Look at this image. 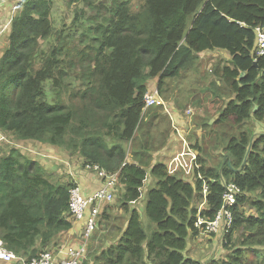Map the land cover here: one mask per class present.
<instances>
[{
    "label": "trees",
    "instance_id": "trees-1",
    "mask_svg": "<svg viewBox=\"0 0 264 264\" xmlns=\"http://www.w3.org/2000/svg\"><path fill=\"white\" fill-rule=\"evenodd\" d=\"M66 1L68 6H83L76 7L72 34L64 28L54 31L52 0H20L3 25L7 44L0 56V133L17 140L0 148L3 247L31 258L72 225L68 197L74 184L55 179L36 157L24 153L25 142H37L45 150V144L78 148L83 165L119 172L123 191L118 202L126 218L113 217L114 223L121 220L116 242L97 252L88 248L89 264H202L187 256L188 238L201 233L195 226L197 216L215 217L229 183L239 192L231 207L232 225L221 241L226 253L210 256L204 264L247 263V250L264 247V132L253 139L241 132L227 140L223 133L219 148L226 153L225 162L215 160L216 168L204 164L205 152L197 149L199 166L191 180L169 173L167 162L151 164L150 175L157 182L144 204L156 225L150 234L136 206L147 179L143 155L150 145L146 138L142 152L128 146L141 123L150 126L148 119L153 118L145 119V93L154 87L160 92L167 79L180 77L200 53L215 49L230 55V65L215 73L232 93L220 96L219 104L225 106L215 123L264 120V53L257 54L255 32L257 26L264 28V0H142L137 11L131 0H111L108 6L97 0ZM87 9L93 13L86 16ZM83 43L88 45L80 48ZM76 80L84 85L79 108L72 99L69 105L61 98L67 90L69 97L77 94L71 87ZM208 84L220 82L213 76ZM48 85L53 102L45 99ZM93 111L104 115V128L87 130ZM129 149L137 163L127 162ZM26 151L42 155L32 148ZM198 200L204 202L200 208ZM245 202L255 212L245 211ZM108 209L102 214L107 221Z\"/></svg>",
    "mask_w": 264,
    "mask_h": 264
},
{
    "label": "rangeland",
    "instance_id": "rangeland-1",
    "mask_svg": "<svg viewBox=\"0 0 264 264\" xmlns=\"http://www.w3.org/2000/svg\"><path fill=\"white\" fill-rule=\"evenodd\" d=\"M108 6L109 2L111 0H97V2H102ZM12 2V3H11ZM142 4V0H131V7L133 11H137L140 9V6ZM103 5V4H102ZM14 6H16V3L14 1H10L9 5L0 4V10H8V20H11V17L13 16L15 9ZM77 9L83 8L82 4H73L72 6L67 5L66 0H52V8H51V21L54 27V31L60 30L62 28L65 29L66 32L69 34H72V29H70V25H72V19L74 18L75 11ZM5 12L0 13V54L1 50L3 52V42L6 40L5 38L1 39V36L4 28L3 20L1 19L4 16ZM93 13V10L87 9L86 10V16ZM7 15V14H6ZM5 15V16H6ZM5 18V17H4ZM65 26V27H64ZM77 41V40H76ZM78 45V42H76ZM85 45H88V43L81 44L80 48H84ZM90 46V45H89ZM227 52V51H226ZM90 54L91 51H90ZM2 55V54H1ZM0 55V56H1ZM230 55L228 53H224L222 50H211V51H205L203 53L199 54L198 60L195 64H192L189 68L182 71L180 77L175 78L173 80L167 79L166 83L164 82L162 84V88H160V96L164 100V103L162 105H156L152 107H148L145 109V116L150 117L153 116L156 119H159V124L157 125H148L146 123H141L140 127L137 130V137L133 144L129 145L128 148H131L133 146L134 149L139 150L143 143H149L150 147L149 150L143 155L145 161V169L147 171V179L144 182V187L142 189V198L139 199L138 206L142 209V215H141V221L143 223L144 228L147 231V234H150L152 231L156 229V225L152 223L146 213H145V202H146V194L147 192L156 187L157 178L150 175V165L152 164V155L149 157V152L159 149H164L165 146L169 145L170 140H172L174 137L171 135L172 126L169 127L170 123V115L171 109L169 101L172 100L173 104L175 105V110H177L178 114H180L181 117H183V120L189 119V124L187 125V128L184 130V134L182 136L184 137V144L182 145V148H186V151H188V147L195 146L200 151H204L205 154L202 152L203 157L202 161L204 164L209 165L211 168H216V162L221 161L222 164L225 162L224 149L219 148V141L220 138L223 140L224 135L226 136V140L229 139L232 136L239 137L241 132H246L250 139L255 138L260 133L264 132V120L261 121H255V120H247L242 124H234L231 120L223 121L221 123H215V121L219 118V115L224 108L225 104H219L220 96L222 95H228L232 96L231 90L228 87V85L224 84L223 86V77L222 79L218 78V73H215L216 70H221L222 67L226 65H230ZM77 70L74 71L73 75H76ZM215 76L216 82L219 81L220 84H218L215 87H209V80L211 77ZM80 80L73 81L71 83V87L74 89L77 94L74 93L69 97L68 96V90L66 94L62 95L61 98L69 104L72 99V103L76 105L78 108L81 107L80 103V95L81 91L84 88V85H80ZM156 82V81H154ZM49 85L47 86V94L45 99L48 102H53L54 95L52 94L51 90H49ZM154 87V86H150ZM210 91H213L214 96L208 97V94ZM192 97V99L190 98ZM201 98L203 99V102H201ZM213 101H211V100ZM229 99L227 98L226 102ZM191 101H194V104H189ZM197 104H195V102ZM90 98L87 99V103L89 104ZM204 104V106L202 105ZM70 105V104H69ZM91 106V104H90ZM179 107L178 108H176ZM104 119V115L102 113H99L97 111H93V113L90 115V124L87 127V130L95 129V128H104L102 125V120ZM14 138V137H13ZM150 139V140H149ZM17 140L13 139L8 136H0V148H3V144H14ZM125 143L123 142V145L125 147ZM145 143V144H146ZM178 144L181 145V141H178ZM127 145V144H126ZM223 145L222 143L220 144ZM27 146V145H26ZM33 150L36 152H40L41 154H32L29 151H26L25 153L28 154L31 157H36L40 160H45L46 165H49L46 169L49 173L53 174L55 179H60V181H67L69 179V176H66L65 174L59 173L55 168H68V164H65L64 159L72 161L76 160L78 163L83 164L84 157L80 154L78 148H71L66 149L64 147H59L61 152L57 153V155L54 154V152H50L48 150H45L41 147L36 148V144L32 145ZM29 149H31V146H28ZM188 148V149H187ZM154 150V152H155ZM185 150V149H183ZM131 149H129V156ZM142 152V151H139ZM223 153V157H222ZM179 153H176L175 157L172 159V161H177L178 163H186V159H189V156L179 157ZM126 156V160H128ZM52 157H57L58 159H53ZM178 157V159H177ZM135 158V157H134ZM133 158V159H134ZM138 158V157H136ZM139 159V158H138ZM156 160L159 159V162L166 163L168 159L164 160V157H157ZM161 159V160H160ZM163 160V161H162ZM197 160V157H196ZM171 161V162H172ZM220 162V163H221ZM180 164L178 165V168L180 169ZM185 166V165H184ZM220 167V164H219ZM195 166L193 163H191L190 166V172H193ZM177 168H172L171 173H177ZM73 170V169H71ZM107 171L106 169H104ZM216 171V170H215ZM110 172V171H109ZM108 172V173H109ZM102 185V181H99ZM103 186V185H102ZM123 191V186L120 182H118V185L116 186L115 191V200L106 206L109 207L108 209L110 218L109 220H104L102 218V214L100 215L99 222L97 224V228L92 234L91 238L87 241L88 248H91L93 246V249L97 252L99 248L104 247L108 242H116L113 240L114 235H118L117 227L119 226V223L121 220H117L115 223L113 222L114 216H121L124 214L123 210L120 208V203L118 202L119 194ZM253 196H256V193ZM203 200V199H202ZM198 200L196 202L197 206L200 208L203 206V201ZM242 208L245 211H250L251 213L255 212V209L245 202L242 205ZM87 211V209H86ZM104 211V210H103ZM123 218H126V214L123 215ZM123 227V225H122ZM216 234H206V235H198L195 238V241L191 240L192 242L198 243L199 249L198 252L200 254L204 253L203 258L207 257L208 255H211V257L221 258L225 255V250H221L218 245L222 247L220 236L218 239V242L216 239H214ZM213 241V243H212ZM212 243V244H211ZM2 244V243H1ZM3 246V245H2ZM205 248V249H204ZM247 250L246 253V261L248 264H262L264 262V247H258ZM89 251V250H88ZM189 253V249H188ZM209 253V254H208ZM208 254V255H207ZM226 257V256H225ZM90 258V256H89ZM88 259V264L91 262V260ZM201 258V259H203ZM93 260V259H92ZM206 260V259H205ZM86 261V260H85ZM245 263V264H247ZM8 264V263H4ZM14 264V263H10ZM82 264V263H81Z\"/></svg>",
    "mask_w": 264,
    "mask_h": 264
},
{
    "label": "built area",
    "instance_id": "built-area-1",
    "mask_svg": "<svg viewBox=\"0 0 264 264\" xmlns=\"http://www.w3.org/2000/svg\"><path fill=\"white\" fill-rule=\"evenodd\" d=\"M14 6V9H16ZM257 36V54L261 55L264 53V28L259 26L255 27ZM164 100L160 96L159 90L154 87L148 90L144 95V107L146 108L162 105ZM187 154L191 155L189 163H178L183 168L187 167L190 169L191 163L194 164L195 168L197 165L196 155L191 152L190 148L186 151ZM184 153L179 154V157L183 156ZM178 159V157H177ZM84 168L87 171L95 173L98 178L103 182L100 188L95 190L93 193L85 196L82 194L79 185L73 181V186L69 189L68 197V210L72 222H82V229L80 231V244L76 248H69L64 254V257L58 258L52 251L44 250L41 251L37 256L27 258L25 256L16 255L13 252L6 250L0 242V259L14 264H81L84 256L88 252L87 241L91 238L92 234L97 228L100 214L104 208L111 204L115 200L116 186L119 182V172L105 171V168L100 167L98 164H84ZM109 172V173H108ZM207 186H203V192L205 193ZM239 192V188L234 183H229L225 186L223 192V203L221 208L216 213L213 219H205L202 216H197L195 226L201 229L202 234H220V241L223 239V234L231 227L233 222V215L231 207L236 202V195ZM87 209V211H86Z\"/></svg>",
    "mask_w": 264,
    "mask_h": 264
},
{
    "label": "crops",
    "instance_id": "crops-1",
    "mask_svg": "<svg viewBox=\"0 0 264 264\" xmlns=\"http://www.w3.org/2000/svg\"><path fill=\"white\" fill-rule=\"evenodd\" d=\"M10 1H14L16 4H18V2L20 0H0V4L9 5ZM8 10H9V8H7V10H0V13L5 12L4 16L1 18L3 20V24L5 22L9 21L8 20ZM2 38L6 39L2 44V46L4 48V46L7 44V37H6L5 33L2 34L1 39ZM216 50H219V49H216ZM222 51H224V53L227 54V52L225 50H222ZM1 54H2V50H1ZM154 81L155 80H153L152 82H154ZM169 104H171L170 105L171 113H169L171 120H170V123L168 125H169V127L172 126L171 135L174 138L172 140H170L169 145L165 146L164 149L162 148L159 150H155V152L153 150L151 152V155H152L151 161H152V164L159 161V159L158 160L155 159L157 157H161V158L164 157V160L168 159V161H167L168 171H169V173H171L172 172L171 169L173 167L179 169L178 163L171 162L172 159L175 157L176 153H179V152L184 153V155L181 157L189 156V159L188 160L186 159V163L190 162L191 155L187 154L186 148H183L185 150H183V149L181 150L182 145L184 144V142H183L184 137L182 136V134L185 133L184 130L187 128V125L189 124V119H188V121L182 119L183 117H181L180 114H178L177 110H175V105H172L173 104L172 100L169 101ZM176 108L179 109V107H177V106H176ZM150 117H153V116H150ZM145 119L147 120L148 117L145 116ZM148 120L150 121V125L155 126V125H157V123L159 124V119H156L154 117L152 119L149 118ZM0 136H3V134L0 133ZM178 141H181V145L178 144ZM25 143L26 144L22 145V147L25 146V149L29 150L28 146H31L32 149H34L32 145H35L37 142H25ZM39 147L44 148V146L36 144V148H39ZM45 147H46V150H48L50 152L53 151L55 155H57V153L61 152V150H62L58 146H54V145L51 146V145L45 144ZM188 148H190L191 152L194 153L196 155V157L198 158L197 153H198L199 149L197 147H193V146H190ZM139 151H142V149L138 150V152ZM32 158H34V157H32ZM52 158L58 159L57 157H52ZM127 158H128L127 162H136L137 163V161H134L132 159V154H130V156H129V153H128ZM36 160H38L46 169L48 168L49 165H46L47 163L45 160H40L38 158ZM64 162H65V164H68V168L64 169V168L57 167L55 169L61 174H65V175L67 174L66 176H69L70 180H72L75 184L79 185L82 194H84L85 196L93 193L95 190H97L98 188H100L102 186L99 182L101 179L98 178V176L95 173L87 171L84 168L83 164H80L76 160H73V159H72V161H70V159L69 160L64 159ZM71 169H73V170H71ZM193 173L194 172H190V169H188L187 167L183 168L182 166H180V169L178 170V174L181 175L182 177H184V179H186V180L193 179V175H194ZM82 225H83L82 222H75V223L72 222L70 229H68L67 231H64V232H60L56 236V239L53 240L50 244H48L46 249H44V250L52 251L55 254V256H57L58 258L64 257V254L66 253V251H68L69 248H76L80 244V231L82 229ZM199 235L203 236L205 234L200 233ZM219 236H220V234L218 233L214 237V239H216L217 242H218ZM191 238L193 241H195L196 237L190 236L188 238V245H187V250H186L187 256L189 258H192V259L199 261L202 264H204L206 261L205 259L209 258L211 255H208L209 254L208 253L207 254L208 256L203 258L204 253L200 254L198 252L199 246H201V245H198V243H196V242L191 243V240H190ZM212 243H213V241H212ZM217 247H219L221 250H223L221 246L218 245ZM188 249H189V253H188ZM86 258H89L88 252L84 256L82 264L87 263L88 259H86ZM201 258H203V259H201ZM4 263H8V262L0 259V264H4ZM8 264H10V263H8Z\"/></svg>",
    "mask_w": 264,
    "mask_h": 264
},
{
    "label": "clouds",
    "instance_id": "clouds-1",
    "mask_svg": "<svg viewBox=\"0 0 264 264\" xmlns=\"http://www.w3.org/2000/svg\"><path fill=\"white\" fill-rule=\"evenodd\" d=\"M1 242V241H0ZM2 243V242H1ZM7 250V249H6Z\"/></svg>",
    "mask_w": 264,
    "mask_h": 264
},
{
    "label": "water",
    "instance_id": "water-1",
    "mask_svg": "<svg viewBox=\"0 0 264 264\" xmlns=\"http://www.w3.org/2000/svg\"><path fill=\"white\" fill-rule=\"evenodd\" d=\"M255 109V108H254Z\"/></svg>",
    "mask_w": 264,
    "mask_h": 264
}]
</instances>
